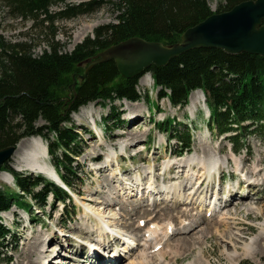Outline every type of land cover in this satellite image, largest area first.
Wrapping results in <instances>:
<instances>
[{
    "label": "trees",
    "instance_id": "16d2710c",
    "mask_svg": "<svg viewBox=\"0 0 264 264\" xmlns=\"http://www.w3.org/2000/svg\"><path fill=\"white\" fill-rule=\"evenodd\" d=\"M74 1L0 0V11L13 20L32 22L26 41L11 42L0 34V150L26 138L42 137L49 142L57 173L73 190V180L79 179L74 163L83 152L72 115L90 103H111L107 118L122 122V112L113 103L141 101L138 85L146 74L152 75L159 98L169 99L176 107L189 104L190 95L201 90L210 111V131L216 137L226 136L235 154L251 153L248 138L254 133L264 142V56L207 48L189 51L166 66L154 65L134 78L123 77L114 60L93 66L81 78L89 60L127 40L180 42L186 30L213 14L208 0ZM245 1L249 0H224L216 12H227ZM106 5L112 6L117 22L98 27L93 36L66 52L57 40L58 22L93 14ZM37 39L47 43L41 55L34 51ZM74 76L77 84L72 89ZM41 121L45 124L39 125ZM173 125L172 119L157 124L160 130ZM171 136L182 145L180 156L191 151L192 133ZM8 164L2 170L13 175L17 191L0 188V257L11 263L10 245L16 249L18 241L3 224L1 214L15 206L33 215V201L44 210L51 195L54 204L63 202L65 207L73 200L55 182L19 173Z\"/></svg>",
    "mask_w": 264,
    "mask_h": 264
},
{
    "label": "rangeland",
    "instance_id": "374dc122",
    "mask_svg": "<svg viewBox=\"0 0 264 264\" xmlns=\"http://www.w3.org/2000/svg\"><path fill=\"white\" fill-rule=\"evenodd\" d=\"M82 1L84 0H76L74 3ZM208 2L212 11L216 12L224 0H208ZM116 16L112 6L106 5L93 14L59 21L57 40L64 46L66 52H72L87 37L93 36L98 27L116 23ZM31 26L32 22L24 24L20 19L13 20L0 11V34L11 42L28 40ZM35 42L38 43L34 50L35 54L41 55L47 49V43L45 40L40 42L38 39ZM148 76L151 77L150 74H146L139 81L138 91L142 96L140 102L116 101L113 103L117 111L122 112V122L107 118L111 113V103L103 105L94 102L72 115V123L82 138L83 152L74 163L78 168L79 179L73 180L74 189L71 190L73 201L65 207L62 202L54 204L50 196L44 210L33 201V215L15 206L10 211L2 213V222L12 229L18 246L13 249V244L10 245L8 254L12 256V262L7 263L4 256H1L0 264H35L38 257L42 255L40 252L45 249L48 250V253H45L46 256L44 254L48 259L45 264H49L54 259L52 256L58 254L59 256L54 260L55 264H96L95 261L99 264L100 261L95 259H90L89 262V257H86L83 248L80 252H76V238L96 243L101 235L96 227V219L92 216L86 218L85 208L81 203L83 199L90 200L91 205L107 207L111 204V209L118 214V227L141 238L144 237V231L151 223L162 225L170 220L175 227L181 228L179 222L180 218H186L182 216L186 206L167 210L162 209L166 203H161V206H156L159 203H153L150 207L149 200L144 198L147 196L146 189L143 197L139 194L135 198H128L122 195L127 189L120 190V187L135 185L139 177L142 179L141 182L145 183L144 188L147 187L149 180L154 178L160 184L183 182L185 180L183 175L176 178L180 167L177 163H181L183 159L177 157V154L181 152L182 146L177 140H173L171 135L188 132L193 134L192 153L197 151L198 155L204 159L215 157L219 161L217 170V172L220 171L219 176H213L216 172L213 173V179L209 184L219 188L221 204L228 199L229 194L234 203L230 208H223L222 213L229 214L230 217L226 225L221 222V214L213 218L207 217L210 223H204L203 219L207 213L199 209L192 211L193 209L189 207L188 210H191L193 215L186 218L187 223H194L195 220L197 224L199 222L201 224L196 231L188 235L179 234L169 241L168 248L165 247L168 261H174L173 256L178 255V261L172 262L173 264L195 263L197 260L200 262L196 264H208V262L210 264H264V142L254 133L248 138L251 153L234 154L225 137H216L210 131L207 125L209 110L203 94V98L198 100L199 103L194 111L189 110L187 105L176 107L169 99L159 98V89L154 87L153 80H149ZM197 92L200 91L192 94ZM155 105H158V108ZM135 117H137L136 121H134ZM150 117L151 120H149ZM168 119H172L174 125L166 130H159L157 124ZM95 122L98 128L95 127ZM42 124H45L44 121H41L39 125ZM94 131L100 135V138ZM203 136L208 143L202 146L204 142L200 145L199 143ZM28 139L30 138L19 142L18 152L13 155L8 166L22 174L40 175L51 179L18 164ZM44 143L47 145L49 142L44 141ZM122 146L125 147L124 150ZM113 152H116L113 164L108 165L106 159ZM47 160L54 166L50 155ZM176 161L178 162L175 166H171ZM168 162L170 165L166 166ZM151 166L156 169L154 170ZM196 168L200 169V167ZM164 169L166 171L169 169L170 173H176L163 174ZM242 174L246 178L245 183L241 182ZM218 177L222 180L220 185L217 184ZM247 177H253L252 182L247 183ZM204 179L202 182L206 181H203ZM0 188L17 191L14 180L10 183L3 181L1 177ZM241 188H243L242 193L244 189L249 188L246 191H249L251 195L242 199ZM28 201H32L31 198H28ZM249 207L254 209L249 211ZM141 221H146L147 226L143 227L139 224ZM138 227L140 230L137 229ZM107 237L110 244L112 238L110 235ZM105 238L103 239L106 241ZM249 245L254 246V249L245 255V246ZM172 249L177 250L174 255L171 254Z\"/></svg>",
    "mask_w": 264,
    "mask_h": 264
},
{
    "label": "bare ground",
    "instance_id": "6f19581e",
    "mask_svg": "<svg viewBox=\"0 0 264 264\" xmlns=\"http://www.w3.org/2000/svg\"><path fill=\"white\" fill-rule=\"evenodd\" d=\"M147 78L149 80L152 79V77L150 76H148ZM202 98L203 95L201 91L192 94L190 96V102L187 105V107H189V110L194 111L195 106L199 103L198 100ZM88 113L91 114V112ZM95 125L96 127L98 126L96 122ZM205 143L208 142L205 136H203L199 145L202 144L203 146ZM124 148L125 147L122 146V150H124ZM23 153L24 154L20 157L18 164L22 165V167L24 168H27V170L44 174L46 175V177L51 178L58 183H61V178L58 176L55 167L47 160L49 157L48 146L44 143L42 137H32L26 140L25 147L23 148ZM115 155L116 152H113L107 157L106 163L108 165H111L110 163L113 164ZM182 158V162L177 163L180 164L179 170H175L179 171L176 178H180L181 176L179 175L184 176L185 180L183 182H176L174 184H160L158 183V180L154 178L149 180L148 184L146 185L147 187L144 188L145 183L141 182L142 179L139 177L135 185L129 184L127 187L119 186L120 190H123L124 188L127 189L122 193L123 197L126 196L128 198H135L139 194H141V197H143L145 194L144 190L146 189L147 191L145 195L147 196H144V198L148 199L149 201L153 199L154 204L159 203L156 206H161V203H166V205H164L162 209L174 210L175 208L186 206L185 210L182 212V216H185L186 218L193 215L191 213L192 209V211L199 209L200 211L211 213V215H213L211 218L215 217L217 214H221V222L225 225L228 224L227 220L230 219L229 214L222 213V211L223 208H230L231 205H233L234 201H232L231 199L229 203L227 202L221 205V201L219 198L220 192L217 189L213 191L210 188L209 184L203 185L204 182H202L203 178H205L204 181L207 179L211 180L213 173L216 172L215 174H217L220 172H217L219 161L215 157L204 159L202 158V156L198 155L197 151H195L194 153H190V155L187 157L184 156ZM169 165L170 162L166 164V166ZM171 166H175V163H172ZM151 167L155 170V167ZM196 167H200V169H197ZM0 177L3 181L10 183L14 180L13 175L6 172L1 173ZM247 179V183H249L252 182L253 177H247ZM121 182L123 183V181ZM245 182L246 178L244 183ZM247 189H244L243 192L245 193ZM81 203L85 208L86 218L92 216L97 221L96 227H98V231L101 233V235L96 242V247H99L100 250L103 249L104 252H108L111 254V259L108 260V264H173L172 262L178 261V255H174L177 251H175L176 248L174 250L172 249L171 254L174 255V261H168L166 248H168L169 241L179 234L188 235L196 231L200 226L199 224H201V222L197 224L195 220L194 223H187L188 219L186 218H180L181 220L179 222V225L182 226L181 228L175 227L173 222L170 220L166 221L162 225L158 223H151L147 226L148 223L146 222L147 229L144 235L145 237L143 239H138V236L136 234L134 235L128 230L124 231L118 227V214L111 209V204H109V206L107 207H104V205H91L90 200L84 199L81 201ZM98 203L101 202L98 201ZM188 208L191 210H188ZM253 209L254 208L251 207L248 208L249 211ZM203 221L204 223H210V219H207V215L204 217ZM137 229L140 230L139 227ZM106 235H110L112 238V242L110 244L103 239ZM118 243L120 247H118ZM159 246H162V248L159 251H156ZM253 249L254 246L252 245L245 246V255L251 253ZM45 250L40 252L42 255L38 257L35 264H45V262L48 260L47 257H45L48 253V250ZM123 253L129 255V257L126 256L119 259V256H121ZM57 256H59V254L53 255L52 257L54 259L50 261L49 264H55L54 260ZM113 258L114 261H111ZM196 262H200V260H197ZM196 262H190L188 264H196ZM208 264L210 263L208 262Z\"/></svg>",
    "mask_w": 264,
    "mask_h": 264
},
{
    "label": "water",
    "instance_id": "95a60500",
    "mask_svg": "<svg viewBox=\"0 0 264 264\" xmlns=\"http://www.w3.org/2000/svg\"><path fill=\"white\" fill-rule=\"evenodd\" d=\"M221 49L229 54L248 53L264 56V0L242 2L231 10L213 13L205 21L189 28L180 42L165 45L142 38H133L109 48L94 61L89 60V70L103 62L114 60L125 78L142 75L152 66H166L169 62L189 51L199 49ZM77 84L76 76L72 89ZM17 151V146L0 150V174Z\"/></svg>",
    "mask_w": 264,
    "mask_h": 264
}]
</instances>
